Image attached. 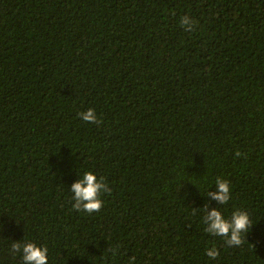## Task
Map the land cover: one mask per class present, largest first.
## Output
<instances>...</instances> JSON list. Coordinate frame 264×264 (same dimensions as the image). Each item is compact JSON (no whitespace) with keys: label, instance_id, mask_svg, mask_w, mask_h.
I'll return each mask as SVG.
<instances>
[{"label":"trees","instance_id":"1","mask_svg":"<svg viewBox=\"0 0 264 264\" xmlns=\"http://www.w3.org/2000/svg\"><path fill=\"white\" fill-rule=\"evenodd\" d=\"M87 171L99 212L73 207ZM237 209L229 247L204 221ZM25 242L49 264H264V0H0V264Z\"/></svg>","mask_w":264,"mask_h":264},{"label":"clouds","instance_id":"2","mask_svg":"<svg viewBox=\"0 0 264 264\" xmlns=\"http://www.w3.org/2000/svg\"><path fill=\"white\" fill-rule=\"evenodd\" d=\"M194 24L195 21L189 16H183L181 18V26L186 31H192ZM80 116L85 122H97L95 109L81 112ZM239 155L240 153L237 152V156ZM215 184L218 185V193H209V195L221 204H228L231 199L229 182L225 179L217 178ZM109 191L110 189L104 177L98 179L92 171H87L83 174L79 182L74 183L71 187V192L73 193L72 199L74 201L73 207L76 210H82L87 213L99 212L103 207L101 193H107ZM204 223L207 225L206 232L225 238V242L229 247L243 245L246 234L253 226L249 214L239 209L233 212L230 219L225 218L220 210H214L207 216ZM11 251L13 254L22 255V264H49L48 248L41 247L36 243H12ZM205 254L211 259H216L220 255L219 251L214 247L206 249ZM115 255L117 253L113 251V256ZM130 259L135 264L136 258L133 256Z\"/></svg>","mask_w":264,"mask_h":264}]
</instances>
